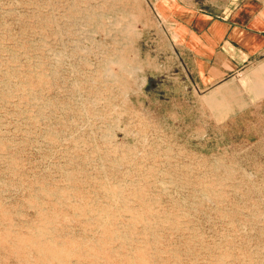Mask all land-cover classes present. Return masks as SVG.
Listing matches in <instances>:
<instances>
[{
    "label": "rangeland",
    "instance_id": "obj_1",
    "mask_svg": "<svg viewBox=\"0 0 264 264\" xmlns=\"http://www.w3.org/2000/svg\"><path fill=\"white\" fill-rule=\"evenodd\" d=\"M251 2L0 0V264H264Z\"/></svg>",
    "mask_w": 264,
    "mask_h": 264
},
{
    "label": "crops",
    "instance_id": "obj_2",
    "mask_svg": "<svg viewBox=\"0 0 264 264\" xmlns=\"http://www.w3.org/2000/svg\"><path fill=\"white\" fill-rule=\"evenodd\" d=\"M252 1L233 19H224L227 29L220 44L230 43L235 49L254 57L264 50V0ZM211 24L216 26L215 21Z\"/></svg>",
    "mask_w": 264,
    "mask_h": 264
},
{
    "label": "bare ground",
    "instance_id": "obj_3",
    "mask_svg": "<svg viewBox=\"0 0 264 264\" xmlns=\"http://www.w3.org/2000/svg\"><path fill=\"white\" fill-rule=\"evenodd\" d=\"M120 238V237H119ZM44 255V254H43Z\"/></svg>",
    "mask_w": 264,
    "mask_h": 264
}]
</instances>
